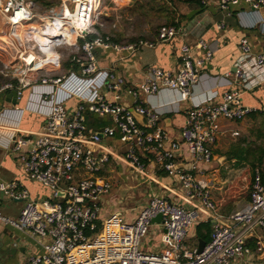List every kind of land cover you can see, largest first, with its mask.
Here are the masks:
<instances>
[{"label":"built area","instance_id":"built-area-1","mask_svg":"<svg viewBox=\"0 0 264 264\" xmlns=\"http://www.w3.org/2000/svg\"><path fill=\"white\" fill-rule=\"evenodd\" d=\"M202 1L227 14H232V5L246 4L251 19L245 25L264 34V0ZM103 3L61 0L60 5L43 7L35 0H0V71L10 77L0 84V94L15 89L20 100L25 90L31 89L25 105L4 104L0 108V146L20 153L29 178L51 191L49 197L36 200L20 181H0V190L7 197L24 201L17 219L0 211V220L45 240L42 252L29 254L19 264H232L250 254L264 259V165L255 167L249 201L225 222L213 224L204 250L199 253L198 244L188 241L201 212L215 213L217 209L211 183L200 175L202 166L214 160V146L223 135L222 120L240 121L259 110L242 102V90L264 83V47L253 53L250 40L241 39L235 70L219 76V85L229 88L222 99L194 101L183 125L173 134L162 124V112L148 107L144 97L169 89L178 92L180 101L192 98L193 87L213 58L212 48L204 38L194 45L184 42L176 71L150 65L143 82L135 86L116 70L101 67L95 49L137 52L172 39L181 28L177 24L161 26L155 42L121 44L98 35L80 44L91 27L103 20ZM226 26L225 21L217 25L221 29ZM61 46L78 49L71 56L75 67L67 74H51L61 65ZM72 99H77V104L70 109ZM131 108L143 116L142 121ZM27 111L46 118L36 137L21 134ZM87 112L109 117L112 124L89 129ZM113 137L124 143V157L137 173L150 178L152 162L177 177L187 201L153 195L134 220L116 211L103 217V200L113 182L101 172L114 156L96 146ZM183 145L191 156L186 166L178 161ZM24 146L29 149L21 152ZM159 214L162 250L145 252L143 239ZM250 240L255 248L249 245Z\"/></svg>","mask_w":264,"mask_h":264},{"label":"crops","instance_id":"crops-1","mask_svg":"<svg viewBox=\"0 0 264 264\" xmlns=\"http://www.w3.org/2000/svg\"><path fill=\"white\" fill-rule=\"evenodd\" d=\"M37 1V0H35ZM180 2L179 8H175V12H171L166 16L168 24H177L181 28V32L170 40L157 42L154 47L141 48L140 51L130 52L127 50L117 51L114 48L97 47L96 53L99 64L103 68L116 70L123 75L126 80L139 86L144 78L147 67L150 65H158L165 70L176 71L181 61L180 47L185 42L194 45L199 39L204 38L213 50V58L205 65L201 80L193 87L192 98L187 101H180L177 91L162 89L159 92L144 97L148 107L155 108L162 112V124L176 134L183 125L187 116V108L191 107L194 101H204L212 97L213 101L222 99L226 86L219 85L222 76L226 72L235 70V62L240 55V42L243 38H248L252 44L253 53H257L264 47V34L258 28H248L245 24L251 19L250 8L246 4L232 5V14L221 11L215 4L203 3L202 0H175ZM174 11V10H173ZM240 11H246L240 13ZM264 16V10L261 12ZM225 21V28H218L219 22ZM158 36L155 34L150 41H156ZM3 68L0 62V70ZM0 71V84L9 80ZM16 90L12 89L8 92L0 94V108L4 104L25 105L27 97L31 92L30 88L25 90L24 96L15 102V98L11 95ZM216 92V95H214ZM108 97L111 99L112 94ZM242 102L251 106L259 107L256 113H252L240 121L222 120L223 135L214 146V160L202 166L201 178L208 179L211 183L213 199L218 200L216 211H202L200 221H211L212 224L217 222H225L228 216L242 208L250 199V193L245 197H235L229 191L223 194V190H215V183L225 184L233 183L241 175L242 171L249 167L251 171L253 162V153L244 159L230 157V151L235 147H249L251 152L257 151L261 153L263 139L255 135V131L264 129V120L257 127H252L253 120L250 122V116L264 114V83L252 89L242 90ZM77 104V99H72L68 106L73 109ZM250 117V118H249ZM46 118L35 112H25L22 124L21 134L36 137L45 124ZM242 130L248 131V134L241 135ZM237 132V135H233ZM115 138V137H113ZM119 141L120 139L116 137ZM108 139V138H105ZM237 139V140H235ZM260 141V142H259ZM121 147L113 146L102 142L97 148L108 149L113 152V160L107 165L106 170L101 173L109 177L113 182L112 190L105 195L103 206L111 201L113 209L102 214L103 217L110 213L122 212L124 217L131 221L134 220L139 210L148 204L153 195H160L169 200L184 203L187 201L184 195V188L181 182L175 176H170L162 169H157L154 163H149L150 178L144 174L137 173L126 161L124 157V143ZM254 148V149H253ZM28 146H24L21 152L28 150ZM125 159V160H124ZM216 160L218 162H216ZM125 161V162H124ZM179 163L184 166L191 162V156L186 145H183L178 157ZM216 162V163H215ZM224 165L230 166L229 172H222ZM20 181L29 190L31 196L36 200H42L49 197L51 191L43 184L29 178L22 167L20 153L12 148L0 146V181ZM252 180V178H251ZM21 202L22 200H15ZM24 202V201H23ZM104 208V207H103ZM9 224L0 220V248L8 247V236L4 233V229ZM10 227V226H9ZM195 228H192L188 241L191 244H198V238L194 237ZM16 231L24 237L17 245L20 247L16 253L6 252L3 256L4 262L0 264H19L26 256L31 253H40L43 250L45 240L26 232L16 229ZM163 227L159 223H154L142 248L145 252H158L162 250L161 236ZM192 238V239H191ZM260 260V262H259ZM263 261V262H262ZM232 264H264V259H259L255 254L246 255L242 259L235 260Z\"/></svg>","mask_w":264,"mask_h":264},{"label":"rangeland","instance_id":"rangeland-1","mask_svg":"<svg viewBox=\"0 0 264 264\" xmlns=\"http://www.w3.org/2000/svg\"><path fill=\"white\" fill-rule=\"evenodd\" d=\"M37 2L43 7L61 4V0H37ZM46 2H50L51 5H46ZM179 4L181 5L180 2L175 1L172 3L169 0H117V2L115 0H104L102 6V10H104L105 12V14L103 15V20L93 25L90 31L96 32L98 35L105 34L110 38L111 41L121 44L148 40V38H151L152 36L157 34L161 26L167 25L169 23L168 19H166V16L170 15L171 12H175V8H179ZM59 49L62 52L63 57L61 59V65L58 67V69L51 73L55 75H63L68 73L70 68L65 67L64 64L67 60H70L71 56L73 57V55L77 53L78 50L77 48L75 49L67 46H61L59 47ZM42 74H44V72L39 73V75ZM250 117V122H252L253 120V128L259 126L260 123L264 120L263 113ZM248 133L249 130H242L241 135H239L237 139ZM102 142L108 143L109 145L112 144L113 146H122V144L116 137L104 139L102 140ZM216 162L218 161L216 160ZM230 169L231 165L227 167L226 165H224V168L221 171L229 172ZM218 184H220L221 186H226L224 189L221 187L215 189L223 190V194H226V192L229 191L230 194L234 195L235 197H245L250 193V168H245L235 182H227L225 184L219 182ZM23 206V201L17 202L15 200H12L11 198L7 197L3 191L0 190V211L3 216H6L10 219H17L20 216V212ZM103 207L104 208L102 210V214L108 211L110 212L113 209L112 202H107ZM9 226L7 225L6 229H4V233L8 236L9 239L8 247L3 249L0 248V261L2 262H4L3 255L6 252H12V254L16 253L20 248L17 244L24 240V237L21 236L15 228ZM194 237L196 238V233ZM145 239H143V242H145Z\"/></svg>","mask_w":264,"mask_h":264},{"label":"trees","instance_id":"trees-1","mask_svg":"<svg viewBox=\"0 0 264 264\" xmlns=\"http://www.w3.org/2000/svg\"><path fill=\"white\" fill-rule=\"evenodd\" d=\"M170 2H175V0H169ZM46 5H51L50 2H46ZM173 11V10H170ZM100 35V34H99ZM98 36V34L96 32H90L88 34V36L85 39H80V44H83L86 40L92 41L94 40L96 37ZM103 36L106 38L107 35L103 34ZM65 67L68 68H73L75 67V65L72 66V61L67 60L64 64ZM256 113V112H255ZM108 124H112V119L109 117H102L99 116L97 114L91 113V112H87V125L89 127V129H100L105 125ZM255 135L258 138H262L263 139V143H262V147H259V149L261 148V153H257V151L251 152L250 148L247 146L245 148H241V147H235L230 151V157L233 158H239V159H244L247 157H243L244 155L249 156L251 153H253L254 157H253V162H252V167H251V178L253 177V172L255 170V167L257 165H264V129L261 128L259 130L255 131ZM254 149V148H253ZM215 188H225L226 186H221L218 183L214 184ZM250 191H251V187H250ZM215 203L217 204L218 201L214 198ZM212 228H213V224L211 221H200L197 225H196V237L197 238H202L203 240L206 241V243L210 242L211 240V235H212ZM249 245L253 248H255L254 246V241L250 240L249 241Z\"/></svg>","mask_w":264,"mask_h":264},{"label":"water","instance_id":"water-1","mask_svg":"<svg viewBox=\"0 0 264 264\" xmlns=\"http://www.w3.org/2000/svg\"><path fill=\"white\" fill-rule=\"evenodd\" d=\"M14 98H15V102H17L16 98H17V92L15 91L14 93L11 94ZM131 111L133 112V114L136 116V118L140 121L143 120V116L141 114H139L135 108H131ZM60 194L62 196H64V193L60 192ZM162 222V214L157 215L154 219H153V223H161ZM206 245V241L203 240L202 238H198V252H202L204 250V247Z\"/></svg>","mask_w":264,"mask_h":264}]
</instances>
